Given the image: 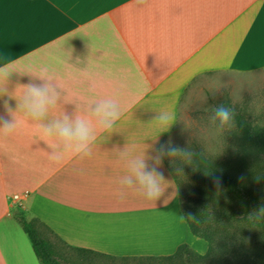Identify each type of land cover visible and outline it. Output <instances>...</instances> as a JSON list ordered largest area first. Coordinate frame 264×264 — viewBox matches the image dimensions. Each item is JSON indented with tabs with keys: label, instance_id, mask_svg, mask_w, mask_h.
<instances>
[{
	"label": "crops",
	"instance_id": "0c3cea01",
	"mask_svg": "<svg viewBox=\"0 0 264 264\" xmlns=\"http://www.w3.org/2000/svg\"><path fill=\"white\" fill-rule=\"evenodd\" d=\"M0 51L2 60L18 61L19 71L5 85L11 93L41 83L36 74L48 67L60 85V112L74 118L108 95L123 111L114 130L100 135L90 160L52 164L51 149L23 122L13 137H0V264H36L19 231L20 214L70 248L169 256L178 246L163 245L170 220L161 214L175 232L187 227L171 165L165 158L161 171L171 185L157 202L136 193L120 199L119 153L135 145L156 155L194 83L264 70V0H0ZM5 101L0 115H6ZM161 111L174 112L177 123L159 135L150 124ZM15 194L21 200L13 204ZM140 213L159 214L148 220L153 236L133 237V217ZM186 238L192 249L194 243L198 253L205 251L199 238L190 232Z\"/></svg>",
	"mask_w": 264,
	"mask_h": 264
},
{
	"label": "rangeland",
	"instance_id": "374dc122",
	"mask_svg": "<svg viewBox=\"0 0 264 264\" xmlns=\"http://www.w3.org/2000/svg\"><path fill=\"white\" fill-rule=\"evenodd\" d=\"M8 92L11 93L10 91ZM183 98L179 122L176 128L171 132V135L164 140L163 146L167 145L169 139H172L175 145H179L182 148L188 147L190 144L195 151L202 152L204 156L218 163L220 168L228 167V172L235 173L240 179L243 177L241 181L264 199V158L260 156L253 147L247 146V143L231 135L236 128L220 134L210 121V117L213 115L211 111L212 107L225 104L233 108L236 115H240L247 121H250L251 124L260 127V129H262L261 131L264 133V70L246 74L225 73L207 77L194 83L191 88L186 91ZM2 99L6 100L13 109L16 108V106L11 104L16 102L15 99H11L8 96L0 97V104ZM185 123L189 125L188 128L184 127ZM169 163L173 168L170 161ZM195 169L196 168L193 166L185 165L184 177H178L180 183L178 187H180L184 197L183 206L185 207L192 203H197L199 200H205L208 202L209 208L213 213H221L224 211L237 212L239 208L237 201L233 197L219 192V190H217L205 177L200 178L196 176L197 172H195ZM210 190L213 192L211 193V198H208L207 194ZM13 213L19 215L16 208L13 210ZM145 213H140L133 217V237L135 238L141 237L146 233H152L153 236V231L147 228L148 220L159 214ZM161 215L170 220V226H168V229L166 226L167 231L163 233V239H167L163 242V245H189V243L186 242L187 233L190 232L187 227L181 226L182 229L180 228L175 232L173 222L167 217L168 215ZM24 216L29 223L33 224L34 228L41 235L48 238L54 244L59 255L67 259L69 264H214V259L201 263L192 255H185L172 262H159V260H146L139 256L128 259H120L121 257L107 259L97 254H78L62 240L57 238V236H55L43 223L35 218ZM144 216L147 218H143ZM169 216L172 215L169 214ZM143 220H145V225L137 224V222ZM18 227L22 239L24 238L32 251L30 241L24 233L20 223ZM172 234H174V236L171 238ZM17 239L18 241L21 240L19 238ZM257 240L260 242L258 245L261 249V253L259 254L262 255L261 257L259 255L255 257L251 255L253 257H250L248 251L249 246H247L248 248L244 251L243 258L238 259L225 254L223 264H245L243 260H246L248 264H264V240ZM247 242L249 243L248 240ZM200 243L205 247V251L201 253V255H204L207 251V244L201 239ZM198 246L199 245L196 244L194 245V243L192 244L195 250H198ZM241 251L242 250L239 249L238 254ZM158 252L163 251L158 250ZM32 257H34L35 263L39 264L34 254H32ZM257 257H259L258 261L253 262V259Z\"/></svg>",
	"mask_w": 264,
	"mask_h": 264
},
{
	"label": "clouds",
	"instance_id": "9594fccd",
	"mask_svg": "<svg viewBox=\"0 0 264 264\" xmlns=\"http://www.w3.org/2000/svg\"><path fill=\"white\" fill-rule=\"evenodd\" d=\"M17 63L14 60H0V97L8 96L17 101L15 110L7 101L4 102L6 115H0V137H13L23 122L30 125L40 140L51 149L47 154L52 164L59 166L73 158L92 159L100 135L111 133L121 120L123 111L118 98L108 95L93 99L89 111L78 112L72 118L60 112L61 92L57 90L60 85L53 82L56 79L55 73L48 67H42L36 74V79L41 83L19 85L15 93H9L5 85L12 73L19 71L15 67ZM25 72L32 75L30 71ZM211 111L213 115L210 121L218 133L223 134L236 128V112L233 108L219 104L212 107ZM56 113L59 115L50 119ZM175 123L177 117L174 112L161 111L150 125L157 127L160 135L169 132ZM188 126L184 124L185 128ZM202 156L203 153L195 151L190 144L182 148L175 145L172 139L168 140L166 146L162 145L154 156L147 154V148L137 151L135 145L126 147L119 153L118 164L123 167L124 175L120 180L118 196L124 199L129 193H136L149 202H157L171 185L161 171L165 158L171 162L175 175L183 178L184 166L198 168L197 161ZM214 183L219 190L222 185L220 178L214 177ZM180 218L183 220L185 216ZM187 218L196 219L192 214H188ZM246 219L252 224L264 221V206L249 213Z\"/></svg>",
	"mask_w": 264,
	"mask_h": 264
},
{
	"label": "trees",
	"instance_id": "16d2710c",
	"mask_svg": "<svg viewBox=\"0 0 264 264\" xmlns=\"http://www.w3.org/2000/svg\"><path fill=\"white\" fill-rule=\"evenodd\" d=\"M236 129L232 132V136L239 138L242 142L247 143V146L253 147L256 152L264 158V133L260 127L251 124L240 115H236ZM199 165L195 169L196 176L200 178H206L216 188L214 183V177H219L222 181V185L219 192L224 193L227 196L233 197L238 203L237 212H216L213 213L205 200H199L197 203H192L188 206H183V195L179 186L178 177L173 172L177 187L179 190V204L182 216H185L184 220L190 233L201 240H204L207 244V251L204 255L199 254L192 249L188 244H181L176 251L169 256H147L146 260L152 261H175L185 255H192L195 259L201 263L212 261L214 264H223L224 255L228 254L234 258H243L244 251L249 246V256L255 257L261 253L260 242L257 239L264 240V221L252 224L247 221L249 213L258 210L261 206H264V199L258 194L253 192L247 185H245L235 173L228 172V167H219L218 163L210 160L206 156H202L197 161ZM228 165V164H227ZM206 172L210 173L206 175ZM217 189V188H216ZM218 190V189H217ZM209 191L208 198H211ZM188 214H192L196 217L195 220L187 218ZM21 223L24 233L27 235L30 244L32 246L35 257L39 264H69L67 259L59 255L55 249L54 244L45 236L41 235L33 226L29 223L24 214H20L18 217ZM249 241V243L247 242ZM242 250L238 254L239 249ZM78 254L84 255H99L102 258L112 259L117 258L106 254H99L87 249H78L71 247ZM253 255V256H251ZM260 257L262 255H259ZM136 258L133 257H121L120 259ZM258 258H254L253 262H257ZM142 260V259H141ZM252 262V263H253ZM246 263V260H243Z\"/></svg>",
	"mask_w": 264,
	"mask_h": 264
},
{
	"label": "built area",
	"instance_id": "2783aa9c",
	"mask_svg": "<svg viewBox=\"0 0 264 264\" xmlns=\"http://www.w3.org/2000/svg\"><path fill=\"white\" fill-rule=\"evenodd\" d=\"M12 199H13V204H14V203L21 200V196L18 194H15V195H13ZM13 204L11 205V207L13 206Z\"/></svg>",
	"mask_w": 264,
	"mask_h": 264
},
{
	"label": "snow or ice",
	"instance_id": "6c2138e0",
	"mask_svg": "<svg viewBox=\"0 0 264 264\" xmlns=\"http://www.w3.org/2000/svg\"><path fill=\"white\" fill-rule=\"evenodd\" d=\"M3 59V53H2V51H0V60H2Z\"/></svg>",
	"mask_w": 264,
	"mask_h": 264
}]
</instances>
